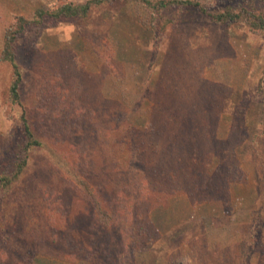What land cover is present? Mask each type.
<instances>
[{
  "label": "rangeland",
  "instance_id": "rangeland-1",
  "mask_svg": "<svg viewBox=\"0 0 264 264\" xmlns=\"http://www.w3.org/2000/svg\"><path fill=\"white\" fill-rule=\"evenodd\" d=\"M158 1L0 0V264H264V0Z\"/></svg>",
  "mask_w": 264,
  "mask_h": 264
},
{
  "label": "trees",
  "instance_id": "trees-1",
  "mask_svg": "<svg viewBox=\"0 0 264 264\" xmlns=\"http://www.w3.org/2000/svg\"><path fill=\"white\" fill-rule=\"evenodd\" d=\"M102 1H95V2H87L85 5L82 6H68L66 8H64V10H62V13H70L73 15H82L85 16L88 14V12L90 11L92 5L94 4H101ZM152 4V2H151ZM172 5H193V2L191 1H183V2H174L173 0L169 1V2H164V1H158V7L164 9V8H168L169 6ZM66 13V14H67ZM239 14H233L232 11L227 10V12H224L223 14L220 15H216L214 16V19L217 22L223 23V22H232L235 19L238 18ZM40 18H43V16H41L39 14ZM37 19L39 20L40 18ZM257 22L258 25L262 26V28L264 29V19L262 18H257ZM25 23L28 24V22H26V20H22V23H20L19 29L16 30V33H21V30H23V26L26 25ZM3 60L6 62H9L11 64V66L13 67V82H12V86L10 89V94H11V98L13 100V102L20 104V85L22 83V73L21 70L18 66V64L16 63V59H15V52L14 49L12 47V45L10 44V42L8 43V45L6 46L5 50H4V55H3ZM22 127H23V132H24V136L26 139V144L24 146L23 149V159L18 163L17 167H16V172L12 175V176H5V177H0V184L1 187L3 188L4 192H7L9 190V188L13 185V183L15 181H17L20 176L22 174H24L27 164H28V154L30 153V151H32L33 149L37 148V147H41V142L38 141L30 127V123L28 118L26 117V114L22 116Z\"/></svg>",
  "mask_w": 264,
  "mask_h": 264
},
{
  "label": "crops",
  "instance_id": "crops-1",
  "mask_svg": "<svg viewBox=\"0 0 264 264\" xmlns=\"http://www.w3.org/2000/svg\"><path fill=\"white\" fill-rule=\"evenodd\" d=\"M30 11V10H29Z\"/></svg>",
  "mask_w": 264,
  "mask_h": 264
}]
</instances>
